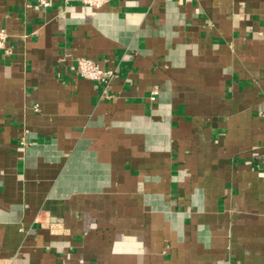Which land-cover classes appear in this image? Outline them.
Returning <instances> with one entry per match:
<instances>
[{
	"label": "crops",
	"instance_id": "1",
	"mask_svg": "<svg viewBox=\"0 0 264 264\" xmlns=\"http://www.w3.org/2000/svg\"><path fill=\"white\" fill-rule=\"evenodd\" d=\"M1 28L0 264H264V0H0Z\"/></svg>",
	"mask_w": 264,
	"mask_h": 264
},
{
	"label": "built area",
	"instance_id": "2",
	"mask_svg": "<svg viewBox=\"0 0 264 264\" xmlns=\"http://www.w3.org/2000/svg\"><path fill=\"white\" fill-rule=\"evenodd\" d=\"M39 4L42 6H49L52 2V0H37ZM83 4L90 6V7H101L104 4H106L110 0H81ZM7 33L6 31L1 28L0 29V50H7L8 44H7ZM75 70L76 73L86 79L93 80V81H99L108 83L110 81V78L112 76L111 70H105L101 68L97 63L93 62L91 59L87 57H78L75 60ZM156 91H153V96L151 98H154V93Z\"/></svg>",
	"mask_w": 264,
	"mask_h": 264
}]
</instances>
